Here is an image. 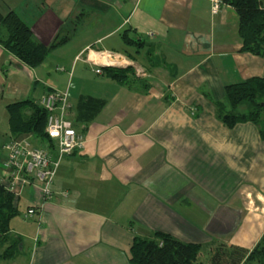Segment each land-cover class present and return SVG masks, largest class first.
Wrapping results in <instances>:
<instances>
[{"label": "crops", "instance_id": "0c3cea01", "mask_svg": "<svg viewBox=\"0 0 264 264\" xmlns=\"http://www.w3.org/2000/svg\"><path fill=\"white\" fill-rule=\"evenodd\" d=\"M213 1L0 0V12L16 13L43 45L61 25L71 30L35 68L0 46V112L65 91L83 138L61 158L49 200L38 182L21 186L9 230L17 250L0 264H133V238L152 232L207 254L217 243L256 244L264 232V139L251 122L226 127L215 102H224L225 85L264 76V59L242 50L233 8L220 0L213 13ZM99 51L123 56L115 67H130L127 82L93 71L87 58ZM81 96L105 102L86 122L76 119ZM11 139L46 146L8 130L0 183ZM31 206L35 213L24 217Z\"/></svg>", "mask_w": 264, "mask_h": 264}, {"label": "trees", "instance_id": "16d2710c", "mask_svg": "<svg viewBox=\"0 0 264 264\" xmlns=\"http://www.w3.org/2000/svg\"><path fill=\"white\" fill-rule=\"evenodd\" d=\"M231 6L237 16V31L242 50L264 59V5L261 0H221ZM66 24L61 25L49 45L34 37L32 29L13 11L0 12V46L30 68L40 66L47 53L63 44L70 36ZM65 32V33H63ZM126 44L131 39L123 33ZM105 74L117 81L127 82L130 67H103ZM224 102H215V115L232 128L237 123L251 122L264 139V76L252 77L225 85ZM105 102L91 96L79 97L76 119L89 121ZM8 111L9 132L12 135L33 133L43 139L54 153V145L44 132L47 112L38 104L25 99L10 103ZM13 194L0 183V259L11 257L17 250L18 240L10 239V221L18 214ZM201 245L186 243L162 232H152L148 237L135 236L130 247L133 264H264V232L251 249L217 243L210 249L206 262L199 260Z\"/></svg>", "mask_w": 264, "mask_h": 264}, {"label": "built area", "instance_id": "2783aa9c", "mask_svg": "<svg viewBox=\"0 0 264 264\" xmlns=\"http://www.w3.org/2000/svg\"><path fill=\"white\" fill-rule=\"evenodd\" d=\"M221 3L220 0L212 2L211 10L215 13ZM148 35H152L148 33ZM95 67L96 74H102V65L120 66L125 61L123 56L114 53L99 51L96 58H87ZM124 64V63H123ZM40 106L47 112L44 132L52 140L56 158L52 157L47 146H30L27 142L11 139L3 145L6 151L4 166L9 174L3 182L4 187L18 197L23 184L38 182L39 192L43 201L49 200L53 195V182L55 172L61 158L82 145V135L77 132L69 117L67 93L65 91H49L40 99ZM35 207H29L24 217L32 216Z\"/></svg>", "mask_w": 264, "mask_h": 264}, {"label": "rangeland", "instance_id": "374dc122", "mask_svg": "<svg viewBox=\"0 0 264 264\" xmlns=\"http://www.w3.org/2000/svg\"><path fill=\"white\" fill-rule=\"evenodd\" d=\"M7 116H8V113L4 112L2 114L0 112V118H2V120L0 121V146H1L2 142L6 139V135H7L8 130H9V126L7 123ZM0 153H2L1 149H0ZM207 256H208V254L206 252L205 253L201 252L199 260L202 262H206Z\"/></svg>", "mask_w": 264, "mask_h": 264}]
</instances>
